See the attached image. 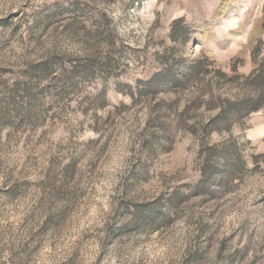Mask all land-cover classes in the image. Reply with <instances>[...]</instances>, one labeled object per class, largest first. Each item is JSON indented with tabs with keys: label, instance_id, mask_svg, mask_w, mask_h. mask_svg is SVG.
Returning <instances> with one entry per match:
<instances>
[{
	"label": "rangeland",
	"instance_id": "1",
	"mask_svg": "<svg viewBox=\"0 0 264 264\" xmlns=\"http://www.w3.org/2000/svg\"><path fill=\"white\" fill-rule=\"evenodd\" d=\"M263 14L264 0H0V264H264V108L202 131L220 101L260 92L244 79ZM200 60L178 90L138 84ZM226 142L244 170L202 178L206 162L222 177L209 153Z\"/></svg>",
	"mask_w": 264,
	"mask_h": 264
},
{
	"label": "trees",
	"instance_id": "2",
	"mask_svg": "<svg viewBox=\"0 0 264 264\" xmlns=\"http://www.w3.org/2000/svg\"><path fill=\"white\" fill-rule=\"evenodd\" d=\"M263 21H264V14H263ZM180 23V20H175L172 24V36L173 41L181 39L183 33H180L179 29H177L175 26ZM109 40H111L109 35ZM110 42V41H109ZM112 42V41H111ZM256 49L258 47H255ZM253 49L252 54L255 58L258 54V49ZM256 50V54L255 53ZM208 58V56H206ZM95 62V63H94ZM263 62V63H262ZM260 64V68L256 70L257 73L252 74L250 77H247L244 79L246 82H251V84H246V82L241 85V87H245L246 85H249L253 88V90L260 91L259 93H255V95H248L243 96L240 99L235 100H222L220 101V105L218 108V112L209 119L207 123L202 128V131L204 134H210L213 131L221 132L223 130L227 131L228 124L230 125L233 122H241L244 118L248 117L249 114L253 112H257L264 108V60ZM81 66L78 71L76 70V73L78 74L79 78L85 79V77L89 76L92 70L98 66V62L96 58L92 61L91 59H87L86 61L79 63ZM108 64L106 63L101 68H105ZM162 65L168 66V63L166 61L162 62ZM78 66V67H79ZM205 64L203 60L196 61L193 63V65H189L187 68V71L182 76H177L175 74H168L166 72V69L160 71L159 73H156L151 78H149L147 81H138V84L142 85L147 90H157L160 87L169 86L174 91L180 89V87H184L188 80L192 78L193 76H197L201 71H203ZM49 69V65L44 64L40 68L38 67V71L36 75H45L47 70ZM86 71V72H85ZM235 71V70H234ZM74 73V72H73ZM259 81V84L257 83ZM229 125V126H230ZM209 157L211 159H214L215 157H219L223 160L225 164L224 166V173L221 177V170H219L218 166H211L208 162L202 167L201 169V176L202 178L212 179L214 177L220 176L218 178V181L221 183L222 180L225 178L234 175L237 171L244 170L245 165L242 162V158L239 153V149L235 146L233 142H226L221 146L219 150L211 151L209 153ZM231 178V177H230ZM182 200L181 197H177L176 194L171 196L169 199H167V204L171 206H177L178 203ZM155 206V204H153Z\"/></svg>",
	"mask_w": 264,
	"mask_h": 264
}]
</instances>
